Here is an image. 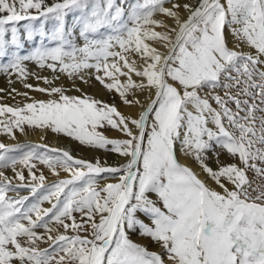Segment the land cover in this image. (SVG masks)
<instances>
[{
    "label": "snow or ice",
    "instance_id": "6c2138e0",
    "mask_svg": "<svg viewBox=\"0 0 264 264\" xmlns=\"http://www.w3.org/2000/svg\"><path fill=\"white\" fill-rule=\"evenodd\" d=\"M0 74L31 101L0 103V133L50 131L125 160L0 142V264H264V184L248 176L264 181V0H0ZM61 75L139 112L74 82L68 95Z\"/></svg>",
    "mask_w": 264,
    "mask_h": 264
},
{
    "label": "bare ground",
    "instance_id": "6f19581e",
    "mask_svg": "<svg viewBox=\"0 0 264 264\" xmlns=\"http://www.w3.org/2000/svg\"><path fill=\"white\" fill-rule=\"evenodd\" d=\"M180 2L183 3V2H186V0H180ZM154 18L158 19V20L164 19V17L159 15V14L156 15ZM166 22L171 24L172 20L167 19ZM231 44H232V38H231V36H229V46H231ZM27 66L30 69L35 70L34 64L29 63ZM89 71H91V70H89ZM41 75L48 76L50 79L52 78L51 72L47 69L43 70L41 72ZM12 79H13V81H16L15 76H13ZM133 79H137V78L135 76H133ZM27 82L32 83V84L37 83V81L32 79V78H29ZM73 82L76 84L77 87L81 88L84 93L90 94V95H92L98 99L104 100L110 104L113 103V101H115L116 107L125 116L135 117L137 115V113L139 112V108L128 107V106L124 105L121 102V99H120V97H118V95L115 98V100L112 101L111 97L108 96L107 91L104 90L102 88V86L95 79H91L89 83H81L79 79H76L75 81H73V80H70L66 75H61L60 79L58 81H56V84H57V86H59V85L65 86L68 89V92H67L68 95L79 96L80 92H77V91L73 90V88H72ZM40 86L46 87V85H44L43 82H40ZM0 88L5 89L4 92H0V103L13 105L17 102H20L21 104H23L24 102H31V101H25L24 97H22V96H15L14 94H13V96H10L8 94V90H10L11 88H15L19 92H24L27 90L24 89L23 86L19 82H14L11 85H9L7 82V78L3 74H0ZM29 95L31 97L36 98V99L47 100L49 98L47 95L42 94V93L37 92V91H30ZM110 95H111V93H110ZM140 99L143 100L144 96L141 95ZM26 131H27V135L21 134L19 131H15V135L17 137V139L15 141L11 140L10 138L0 137V142H4V143H27V142L41 143L42 142V143L48 144L49 146H52V147H58V148L70 150L71 154L77 158L94 160L95 157H99L101 159V161H107V164H109V165L123 164L125 162L124 158H121L120 156H118L116 154L108 153V152H105L103 150L92 149V148H89L87 146H82L77 141H75L71 138L65 137L63 135L53 134L52 132L49 131L46 133V139L44 141H41L40 140V136H41L40 131H38V130L37 131L26 130ZM100 131L104 132V134L109 136L110 138H123L121 133H119L118 131H115V130L111 129L110 127H107V126L100 129ZM177 157L181 163L189 164L191 167H193L194 170H196L197 172L200 173L202 179L207 180L206 174H204L201 171V169L198 167V165L195 163V161H193L189 157L183 156L180 153L179 146H177ZM210 161H209V163L212 164V162H210ZM38 167L44 169V174L46 176H48L49 180L54 179V177H52L49 174L48 170L46 168H44L43 165L38 164ZM6 172L8 175L12 174L10 169L6 170ZM62 175H64V174L62 173ZM208 183L211 184L213 187H216L215 184H213L210 180L208 181ZM217 190H219V189H217ZM43 207H45V206H43ZM141 242L143 244L147 245L146 241L143 240ZM149 249L151 251H157V252L161 251V249L159 248L158 245H156L155 247L149 248Z\"/></svg>",
    "mask_w": 264,
    "mask_h": 264
},
{
    "label": "rangeland",
    "instance_id": "374dc122",
    "mask_svg": "<svg viewBox=\"0 0 264 264\" xmlns=\"http://www.w3.org/2000/svg\"><path fill=\"white\" fill-rule=\"evenodd\" d=\"M49 2H50V0H49ZM164 6H165V7H171V5H170L169 3H165ZM157 15H158V14H157ZM35 23H36L37 25H39L40 22H39V21H36ZM69 23H71V17H69ZM50 26H51V24L49 23L48 27H50ZM24 51H27V47L24 49ZM107 93H108V96L111 97L112 101L115 100V98L117 97V95H116L114 92H112L111 95H110V92L107 91ZM118 97H119V96H118ZM213 106L215 107V104H214ZM233 107H234V105H233ZM14 131H18V130H14ZM0 137H6V138H9V137H7L6 135H4V134H2V133H0ZM216 150H217V151H221L219 148H217ZM19 154H20V153H17V155H19ZM210 162H212V161H210ZM220 162H221V163H232L233 160H232L227 154H225V153L222 152V153H221V156H220ZM212 166L215 167V164H214L213 162H212ZM248 176H249V178L254 179V180L256 181V183L264 184V181H262V180H260V179H258V178H256V177H254L253 173L249 172V173H248ZM103 182H105V181H103V180L100 181L101 184H102ZM22 194H23V195H27V192H23ZM253 195H255V193H253ZM43 206H45V207H49L50 205L47 204V203H45ZM77 218L79 219V214H77ZM37 231L42 232L43 229H38ZM134 236H135V237H134ZM131 238H132L134 241H136V242H138V243H141V244H143L141 241H143V240L146 241V243H147V245H148L149 248H152V247H155V246H156V244L152 243L150 240L143 239V238H141V237H139V236H137V235H135V234H133ZM140 239H141V240H140ZM40 246H41L42 248H43V247H47L46 244H41ZM149 250H150V249H149Z\"/></svg>",
    "mask_w": 264,
    "mask_h": 264
}]
</instances>
